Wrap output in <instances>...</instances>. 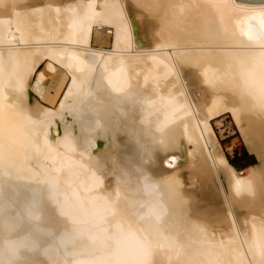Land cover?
<instances>
[{
  "label": "bare ground",
  "instance_id": "6f19581e",
  "mask_svg": "<svg viewBox=\"0 0 264 264\" xmlns=\"http://www.w3.org/2000/svg\"><path fill=\"white\" fill-rule=\"evenodd\" d=\"M0 264H264V4L0 0Z\"/></svg>",
  "mask_w": 264,
  "mask_h": 264
},
{
  "label": "rangeland",
  "instance_id": "374dc122",
  "mask_svg": "<svg viewBox=\"0 0 264 264\" xmlns=\"http://www.w3.org/2000/svg\"><path fill=\"white\" fill-rule=\"evenodd\" d=\"M111 39H112V35L108 34L106 32V29L102 31H98L95 34V37L93 39V46L98 47V48L99 47L109 48ZM44 67H45V64H43L39 68V71H42L46 77L45 82L43 84L44 97L40 101L43 105L53 108L56 106L57 101L59 100V97L61 95V90L63 89V87L60 90V93L58 92V95L56 98L55 97L56 95L54 96V93L56 94L57 92L56 90L58 89L57 85H59L60 83L59 81L61 80H59L60 78L56 74L45 71ZM55 67H56L57 72L61 70V68L58 65H55ZM54 75L56 76L54 77ZM31 94L35 98L36 94L34 92H32ZM65 120H66L65 124H69L71 122V118L69 116H67ZM210 124L213 130V133L219 143L220 150H222L221 152L226 157L228 163H229V159H234L235 157L237 159L238 157H240L243 151L247 153V157L245 159L236 161L234 165H231L229 163L235 169L238 175L245 176L247 172L257 164V160H256L255 155L252 154L247 149L244 141L242 140L239 129L234 124L230 114L226 113L225 115H222L221 117L213 119L210 122ZM182 166L184 167V164L181 165L180 167L182 168ZM182 171L186 172L187 170H182Z\"/></svg>",
  "mask_w": 264,
  "mask_h": 264
},
{
  "label": "water",
  "instance_id": "95a60500",
  "mask_svg": "<svg viewBox=\"0 0 264 264\" xmlns=\"http://www.w3.org/2000/svg\"><path fill=\"white\" fill-rule=\"evenodd\" d=\"M238 3L246 4V5H262L264 4V0H235Z\"/></svg>",
  "mask_w": 264,
  "mask_h": 264
},
{
  "label": "trees",
  "instance_id": "16d2710c",
  "mask_svg": "<svg viewBox=\"0 0 264 264\" xmlns=\"http://www.w3.org/2000/svg\"><path fill=\"white\" fill-rule=\"evenodd\" d=\"M246 157H247V153H246L245 151H243L242 154L240 155V157H238L237 159H236V157H235L234 159H229V163H230L231 165H234V163H235L236 161L243 160V159H245Z\"/></svg>",
  "mask_w": 264,
  "mask_h": 264
}]
</instances>
